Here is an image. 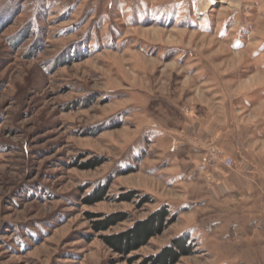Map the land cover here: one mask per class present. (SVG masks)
Segmentation results:
<instances>
[{"label": "rangeland", "instance_id": "1", "mask_svg": "<svg viewBox=\"0 0 264 264\" xmlns=\"http://www.w3.org/2000/svg\"><path fill=\"white\" fill-rule=\"evenodd\" d=\"M163 207L136 251L103 243ZM178 238L176 264H264V0H0V264Z\"/></svg>", "mask_w": 264, "mask_h": 264}, {"label": "trees", "instance_id": "2", "mask_svg": "<svg viewBox=\"0 0 264 264\" xmlns=\"http://www.w3.org/2000/svg\"><path fill=\"white\" fill-rule=\"evenodd\" d=\"M99 164H83L80 165L81 169H93ZM105 194V190H97L93 193L89 204L100 201ZM133 191L129 192L120 198L121 201H131L134 198ZM149 202L148 197H144L138 206ZM90 220L96 218L95 215L88 214ZM102 217V216H101ZM125 214L105 215L99 221H92V227L96 232L107 230L110 226L116 225L120 222L127 220ZM175 216L170 217V213L166 207H163L152 213L146 220L136 222L132 228L125 232L102 236L101 239L114 252L127 256L133 251H136L141 246L145 245L149 239L159 234L166 226L175 221ZM186 242L184 238L174 239L167 247L162 248L158 254L146 258L141 264H176L178 259L182 256L189 255L191 251L186 250ZM132 259H128L132 263Z\"/></svg>", "mask_w": 264, "mask_h": 264}, {"label": "built area", "instance_id": "3", "mask_svg": "<svg viewBox=\"0 0 264 264\" xmlns=\"http://www.w3.org/2000/svg\"><path fill=\"white\" fill-rule=\"evenodd\" d=\"M230 162H231L230 160H225V161H223L222 165L224 167H229L231 165ZM214 163H216V153L215 152H213V156H207V158L204 159V161H203V164H205V165H211Z\"/></svg>", "mask_w": 264, "mask_h": 264}]
</instances>
